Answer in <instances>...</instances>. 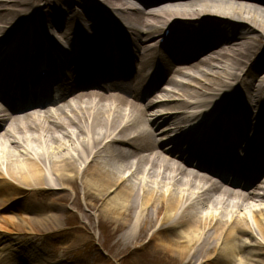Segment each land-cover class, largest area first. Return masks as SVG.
<instances>
[{"label":"bare ground","instance_id":"1","mask_svg":"<svg viewBox=\"0 0 264 264\" xmlns=\"http://www.w3.org/2000/svg\"><path fill=\"white\" fill-rule=\"evenodd\" d=\"M147 5L0 0V43L13 32L20 39L14 51L20 67L0 60V211L7 215H0V264H26L29 256L45 263L43 251L19 256L9 248L18 249L22 229L55 228L71 191L87 198L88 227L91 218L115 223L110 238L119 252L130 249L138 257L153 243L178 264H264V169L257 171L251 152L264 114V0ZM167 27L172 34L161 54L175 58L162 59L152 77L154 36H164ZM40 33L61 52L80 47L54 99L43 78L37 91L16 78V71H34L45 41ZM113 49L121 57L114 59ZM1 96L16 110L4 108ZM227 100L231 113L211 115ZM186 107L202 109L196 114ZM151 117L160 118L162 138ZM210 117L212 132L203 124ZM218 123L217 135L242 139L233 163L224 166L218 153L203 154ZM206 133L197 153L203 155L191 169L181 159L184 151L175 149L190 151ZM239 164L247 165L246 173Z\"/></svg>","mask_w":264,"mask_h":264},{"label":"rangeland","instance_id":"2","mask_svg":"<svg viewBox=\"0 0 264 264\" xmlns=\"http://www.w3.org/2000/svg\"><path fill=\"white\" fill-rule=\"evenodd\" d=\"M66 202L69 208L53 222L55 228L35 225L17 233L24 240L25 249L34 246L45 251V264H178L176 256L164 253L153 243L143 245L138 257L132 255L130 249L119 252L110 238L117 233L111 219L98 222L91 218L88 227L87 214H91V210L85 203L87 198L71 191ZM242 211L244 209L239 210ZM0 215L7 216L1 211ZM26 264L33 263L27 260Z\"/></svg>","mask_w":264,"mask_h":264}]
</instances>
